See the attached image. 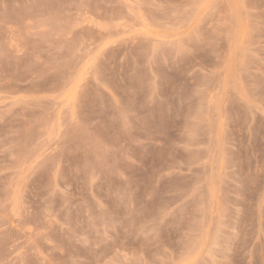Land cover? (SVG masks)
<instances>
[{
	"label": "rangeland",
	"instance_id": "obj_1",
	"mask_svg": "<svg viewBox=\"0 0 264 264\" xmlns=\"http://www.w3.org/2000/svg\"><path fill=\"white\" fill-rule=\"evenodd\" d=\"M0 264H264V0H0Z\"/></svg>",
	"mask_w": 264,
	"mask_h": 264
}]
</instances>
